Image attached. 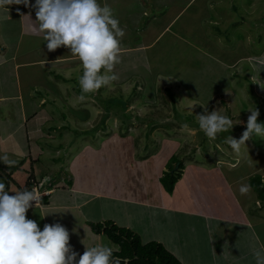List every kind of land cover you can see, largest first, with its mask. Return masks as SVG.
<instances>
[{"label":"rangeland","instance_id":"374dc122","mask_svg":"<svg viewBox=\"0 0 264 264\" xmlns=\"http://www.w3.org/2000/svg\"><path fill=\"white\" fill-rule=\"evenodd\" d=\"M100 3H107L114 9L125 30L122 61L115 67L119 75L117 81L86 94L80 101L81 88L77 91L74 82L82 75L80 60L76 62V72L69 70L66 83L52 75L47 80L41 66L19 69L22 96L26 102L24 111L31 114L41 107L44 114L40 113L39 117L46 116L50 120L47 124L52 121L50 125H59L63 121L71 138L70 159L63 150L57 151V143L66 145L69 142L68 137L62 141L57 133L54 134L57 139H43L51 144L48 151L52 157L39 156V162L50 160L62 164L73 175L63 172L65 184L72 177L77 186L82 183L78 177L80 173L92 175L90 185L94 186L93 174L100 166L102 172H114L116 183L123 179L127 193L134 195L146 187L158 189L154 175L160 165H167L175 156L178 162L172 166L176 168L182 162L183 177L174 191L166 192L168 197L189 194L190 201L195 202L202 213L218 211L220 216L247 218L236 227L232 226L241 238L228 236L222 228L216 229V224H211L221 233L212 228L206 237L207 234L202 235V228L188 225V230L194 232L192 239L188 230L184 231L185 220L175 221L172 226V217L178 214L171 213L166 223L171 232L156 235L157 238L163 239L162 244L177 255L182 264H197L193 257L196 245L219 246L221 241L225 264H255L253 253L264 245V207L257 204L252 188L246 196L241 195L239 189L242 184L248 185L251 176H264V138L253 136L245 142L246 146H241L239 153L231 148L227 139L229 135L240 138L250 109L258 108V122L264 123V0H144L142 4L141 0H100ZM20 5L21 9L32 10L35 14V9ZM12 6L18 9L16 4ZM131 47L134 50L138 47L135 53L141 59L125 58L130 55L127 50ZM62 49L72 54L69 49ZM35 57L41 58L37 53ZM70 64L74 62L70 61ZM23 70H29L30 81L23 78L27 73ZM55 81L61 96H55L52 91ZM7 88L9 93L12 89L15 93L12 85ZM33 95L36 100L42 97L44 105L38 104ZM110 99L114 103H108ZM28 100L34 104L32 108L27 105ZM14 104L6 101L5 105L9 106L6 109L15 113ZM200 104H205L209 112L217 109L226 114L232 119L233 128L220 133L216 139L206 137L198 124L197 114L204 111ZM6 113L4 109L2 120L8 116ZM78 116L86 120L78 119ZM5 154L0 153V156ZM6 155L13 160L11 155ZM28 163L27 159L22 168L25 169ZM17 165L20 166L19 162ZM13 167L8 169L0 161V168L7 173ZM34 168L39 171L37 163ZM20 172L12 176L22 179ZM0 175L4 176L1 169ZM220 175L226 181L237 178L239 183H226L228 189L223 191ZM0 181L6 182L1 176ZM18 182L22 184V181ZM8 189L17 190L11 183ZM179 202L185 204L181 199ZM103 210L107 215L110 213ZM94 214L98 216L94 220H109L99 208ZM37 220H40L38 215ZM163 221L162 217L160 224ZM40 228H43L42 220ZM251 231L260 245L251 235L246 236ZM70 234L73 236L72 231ZM105 242L109 240L105 238ZM201 259L203 264H212L211 259Z\"/></svg>","mask_w":264,"mask_h":264},{"label":"crops","instance_id":"0c3cea01","mask_svg":"<svg viewBox=\"0 0 264 264\" xmlns=\"http://www.w3.org/2000/svg\"><path fill=\"white\" fill-rule=\"evenodd\" d=\"M143 2L144 0H141V4ZM136 6L139 8L140 5L136 4ZM16 7L18 8L17 10L13 9L14 6L9 5L8 12L0 9V153L11 155L13 160L17 162L22 160L24 163L28 159L29 163L25 169L22 168L23 163L20 164V166L16 163L10 170L9 175L14 182L11 186L15 187L17 190H21L25 186L28 175L32 173L33 178L37 181H43L49 189L48 195L42 196L45 198V203L40 202L36 207L33 206L30 208L27 212V218L35 220L36 215H38L40 220L36 222L39 226L41 220L43 225L45 223L55 222L64 223L63 225L69 232L72 231L73 236H71L70 243L74 250L79 253H83L84 245L91 247L100 242L111 243L117 247V245L104 235L96 234L92 231L90 224L101 222L94 220L98 217L94 214V210L97 208L102 210L104 214L105 211L103 208L107 209L110 213L108 215L105 214V219H111V221L118 226L133 230L140 236L143 242L150 240L163 242V239L159 240L156 235H165L167 232H171L166 225L168 214L171 213L178 214L172 217V226L175 221L180 223V220H185V232L188 230V225L190 227L195 226L198 229L202 228L204 231L202 235L204 236L207 234L206 237H208L211 234L210 229L212 230V228L214 229L215 227V225L213 226L211 224H216V229L217 227L219 229L222 228L225 233L227 232L228 236L241 238L237 230H232V226L236 227L240 223L245 222L247 216L240 219L231 215L220 216L217 214L218 211L202 213L199 211L198 207H196V203L190 201L191 195L189 194L183 197L173 194L171 197L169 196V198L159 181V177L166 165H160V170L154 175L156 181L154 184L159 185L158 189L151 186L148 188L144 186L146 188L142 189L141 192L129 195L127 193L128 188L126 182L120 178L116 183L114 172L111 171L108 173L107 170L102 172L100 166V169L96 168L93 174L94 186L90 185L92 175L87 176L85 173H80L78 175L82 183L77 186L73 183V175L70 170L64 169L62 164L57 165L56 163H51L50 160H47V162H39V156L46 158L52 157L51 152L48 151L51 144L45 140H48V137L57 139L54 138V134L57 133H59L58 138L62 139V141L68 137L69 142L66 145L61 144V142L57 143L58 147H56V149L57 151L60 149L63 150V153L67 154L68 159H70L71 138L66 130L67 126L62 124L63 121L61 123L59 122V125H50L52 121L47 124L50 120L47 119L46 116L43 118L39 117L40 113L44 114L41 107L31 114H27L24 111L23 107L26 102L22 96L19 69L24 66L31 68L41 66L40 69L45 71L47 80H49L48 76L51 77V75L54 76V79L58 80L62 78L68 79L69 76L67 74H69L70 71H77L75 65L79 58L73 54H69L67 50L62 49L63 47L55 51H48L46 48V41H43L42 35L34 33L30 26L35 22L31 21L27 15L30 14V18L35 20L34 12L28 9H21V5H16ZM24 10H26V12ZM19 11L23 12L19 13ZM143 47L144 45H142L141 50H143ZM138 50V47L135 50L131 47V49L127 50L130 51L128 52L130 55L125 58L130 59L135 56L133 59L136 57L137 59H141L142 57L137 56L135 53ZM36 53L39 54L41 58H36ZM70 61H73L74 64H70ZM24 71L27 73L23 74V78H27L26 81H30L31 76L29 70H23L22 72ZM60 73H63V75L61 76ZM62 82L66 83L63 80ZM11 85L15 88V93H13V89L12 93H9L7 86ZM53 85L52 91L55 93V96H59V85L56 81ZM32 98L38 104L44 105V103H42V101H44L42 97L40 100L38 99L39 102L35 99L34 95ZM6 101H13L15 103L12 105L17 108L15 113L6 109V107H9L5 105ZM27 105H30L31 108L34 106L30 100L27 101ZM2 107L4 108L2 109ZM4 109L8 116L2 120L1 115H3ZM69 122L70 121H68V123ZM48 125H50V127H48ZM60 131L62 133H60ZM72 140L74 139L72 138ZM100 144H102V142ZM51 160L55 159L51 158ZM36 163L39 166V171H36L34 168V164ZM67 163H69V160ZM0 169L4 174H8L6 170ZM8 169L10 168L8 167ZM18 171H21L19 176H21L22 179H18L17 177L16 179L12 176L13 173ZM40 171L45 172L39 174ZM63 172L66 175L67 173L72 175L67 185L65 184L66 180L64 179ZM23 174H25V176H23ZM182 177L183 174L175 182L172 191H174L178 183L182 182ZM47 179L48 181H46ZM219 179L222 180L221 183L222 186H224L223 191L228 189L226 183H239L237 178L232 181H226L225 178L220 175ZM18 180L22 181V184H20ZM87 180L88 183L85 182ZM8 190L12 191L10 189ZM180 199L185 201V204L180 203ZM256 202L259 204L258 201ZM141 212L142 214H140ZM162 217L164 221L162 222L163 224H160V219ZM246 224L248 225V223ZM73 229L75 231H73ZM214 231L216 230L214 229ZM188 232L187 234L189 237L194 239L195 237L192 234L194 232L191 229L188 230ZM249 235H251V238H253L258 245L261 244L253 231L248 234L246 233V236ZM105 238L108 239L109 242H105ZM219 243V246H211V244L208 246L196 245L193 253L196 263L203 264L204 261L201 258L206 257V259H211L212 264H225L223 248L221 247L222 241ZM221 261L223 263H221Z\"/></svg>","mask_w":264,"mask_h":264},{"label":"clouds","instance_id":"9594fccd","mask_svg":"<svg viewBox=\"0 0 264 264\" xmlns=\"http://www.w3.org/2000/svg\"><path fill=\"white\" fill-rule=\"evenodd\" d=\"M12 4L35 9V20L27 15L35 22L30 26L34 33L42 35L48 51L65 47L79 58L83 66L79 77L80 101L86 94L95 93L119 79L115 67L122 61L125 30L109 4H101L100 0H35L34 3L30 0H0V9L8 12V6ZM200 105L204 111L197 114L198 124L206 137L216 139L220 133L233 128L234 123L226 114L217 109L209 112L205 104ZM249 111L251 114L240 138L229 135L227 139L237 153L253 136L264 138V123L258 122L259 109ZM0 161L7 167L17 163L6 154L0 156ZM37 182L32 190L9 191L0 181V264H121L120 258L114 256L118 246L100 242L87 247L81 241L84 251L79 253L70 243L71 234L63 224L45 223L41 230L35 220L27 218L28 210L36 207L42 196L48 195L49 189L44 182ZM239 191L246 196L251 186L242 184ZM253 256L255 264H264V245L255 250Z\"/></svg>","mask_w":264,"mask_h":264},{"label":"trees","instance_id":"16d2710c","mask_svg":"<svg viewBox=\"0 0 264 264\" xmlns=\"http://www.w3.org/2000/svg\"><path fill=\"white\" fill-rule=\"evenodd\" d=\"M59 77L62 78L61 76ZM61 80L66 82L68 79L62 78ZM74 82H76V90L79 91V79H74ZM108 103H114V101L110 99L108 100ZM123 104H125V101H123ZM78 119L86 120V118L80 116H78ZM18 162L19 164L23 163L22 160ZM169 162L170 165L168 166ZM169 162L166 165L168 166V169L165 166V169H163L159 177V181L166 192H171L173 190L175 182L181 177L184 168L182 162H179L177 168H174V166H172L174 162H178V159L175 156H172ZM2 179L6 181L5 183L7 189L9 187V183H14L9 173L5 174V177L2 176ZM37 184V180L33 178L31 173L28 175L25 186L21 190L25 188H27L28 190H32L33 186ZM248 185H250L251 188L255 191L259 205L261 207H264V176H251L248 180ZM41 198L42 199L40 202L45 203V198ZM90 225L93 232L98 234L103 233L109 240H111L119 247L118 251L114 253V256L120 258L121 264H124L125 261L127 262V264H182L180 260L173 253H171L161 242L151 240L146 243H142L137 233L129 228L118 226L113 221L105 220L101 222L91 223Z\"/></svg>","mask_w":264,"mask_h":264}]
</instances>
